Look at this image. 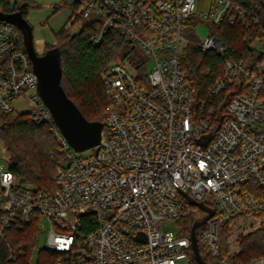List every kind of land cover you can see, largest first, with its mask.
Wrapping results in <instances>:
<instances>
[{"label":"built area","instance_id":"2783aa9c","mask_svg":"<svg viewBox=\"0 0 264 264\" xmlns=\"http://www.w3.org/2000/svg\"><path fill=\"white\" fill-rule=\"evenodd\" d=\"M69 1L80 16L97 19L92 44L112 28L126 34L140 57L107 68L99 144L79 156L38 96L20 29L0 20V112L12 113L11 102L25 98L30 120L47 125L64 154L52 191L19 183L0 167V234L36 218L37 247L61 255L54 264H192L190 231L173 237L161 225L191 217V208H199L191 199L213 210L196 233L202 257L264 264V238L261 255L239 256L243 236L264 235V61L246 66L225 57L226 45L209 30L223 21L247 24L245 13L232 0H209L206 33L200 35L196 22L193 41L186 22L196 0ZM191 43L223 57L202 99L181 64ZM254 45L264 53V40ZM15 257L11 252L8 259Z\"/></svg>","mask_w":264,"mask_h":264},{"label":"trees","instance_id":"16d2710c","mask_svg":"<svg viewBox=\"0 0 264 264\" xmlns=\"http://www.w3.org/2000/svg\"><path fill=\"white\" fill-rule=\"evenodd\" d=\"M232 2L237 12L245 13L247 24L238 20L233 23L223 21L217 26L209 24L211 34L226 45L225 57L240 59L246 66L264 61V53L254 45L256 39L264 40V0ZM71 5L75 17L81 22L80 31L69 34L64 25L54 33L55 43H45L42 53L57 50L62 70L60 84L67 97L88 121H98L104 126L105 105L108 102L102 84L104 73L112 62L137 61L140 55L126 34L112 28L106 31L99 44H92L91 37L97 19L80 16L75 12V5ZM36 7L34 0H0V11L3 13L20 10L26 17L29 8ZM195 23L194 14L186 22V29L192 38ZM222 62L223 57L212 51H204L193 43L183 50L181 64L192 73L198 99L204 98L206 88L219 73ZM234 87L228 86L218 100L227 99L229 90H234ZM0 139L7 155V169L19 183L32 185L42 191L55 189L57 161L64 154L47 125L32 122L28 113L12 115L11 112H0ZM88 220L91 223V218ZM179 222L186 225V230L181 234H187L193 223L191 217ZM38 238L36 218L28 224H15L8 228L4 234H0V264H54L61 255L38 248ZM262 238L264 235L261 231L243 236L239 256L248 259L261 255ZM21 247L23 250L19 252ZM11 252L16 253L14 259H8ZM203 258L209 264H215L210 257L204 255ZM191 263L198 264L193 256Z\"/></svg>","mask_w":264,"mask_h":264},{"label":"water","instance_id":"95a60500","mask_svg":"<svg viewBox=\"0 0 264 264\" xmlns=\"http://www.w3.org/2000/svg\"><path fill=\"white\" fill-rule=\"evenodd\" d=\"M0 20L14 24L22 31L25 49L38 79V96L49 109L54 123L69 145L76 151L97 146L103 124L98 121H88L75 103L67 97L60 84L62 70L57 50L51 49L41 54L35 51L32 27L20 10L12 13L0 11ZM188 202L208 212L206 216L193 221L190 229V240L195 261L198 264H209L199 253L196 233L197 229L213 214V210L208 209L201 202H195L191 199H188Z\"/></svg>","mask_w":264,"mask_h":264},{"label":"rangeland","instance_id":"374dc122","mask_svg":"<svg viewBox=\"0 0 264 264\" xmlns=\"http://www.w3.org/2000/svg\"><path fill=\"white\" fill-rule=\"evenodd\" d=\"M37 4L36 8H29L26 14V20L32 27L33 45L37 53L41 54L44 50L45 43H55L54 33L65 25L69 34H76L81 29V22L75 17L76 24L67 26L69 18L74 17V9L69 0H34ZM209 7V0H196V22H199L197 27L198 32L203 37L207 30V23L202 15L207 12ZM77 25V28L75 26ZM196 40L195 37L192 38ZM152 66V61H148L146 68L149 69ZM13 112L12 115L17 113H28L31 109L28 101L21 97L15 98L12 102ZM106 106V105H105ZM79 156H89L92 154V150L86 149L76 152ZM8 161L4 144L0 139V167L2 169L7 168ZM195 216V217H194ZM205 216V212L201 209L193 206L191 208L192 221L195 218H201ZM44 223L43 229H48L49 225L45 218L41 220ZM162 229L170 236H178L184 230L186 225L183 222L177 220H167L161 223ZM43 236V235H42ZM41 236V238H42Z\"/></svg>","mask_w":264,"mask_h":264}]
</instances>
